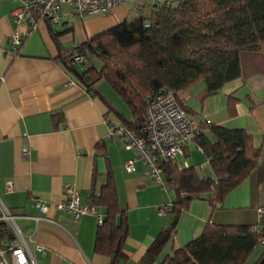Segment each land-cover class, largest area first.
Here are the masks:
<instances>
[{
	"label": "crops",
	"instance_id": "0c3cea01",
	"mask_svg": "<svg viewBox=\"0 0 264 264\" xmlns=\"http://www.w3.org/2000/svg\"><path fill=\"white\" fill-rule=\"evenodd\" d=\"M17 6L15 0H0V201L15 215L18 231L34 251L37 264L110 263L94 252L96 217L89 213L75 219L53 206L64 199L66 186L79 192L82 203H90L91 191L99 193L107 174L113 179L116 202L129 227L123 250L127 258L118 264H139L164 230L171 234L153 264L198 237L208 222L264 227V197L255 193V172L226 196L223 208L212 209L206 200L194 198L175 219L170 212L175 195L162 174L160 182L150 177L134 149L108 136L105 120L123 123L121 117L131 119L129 108L101 80L93 91H86L71 63L67 68L57 58L61 50L77 48L123 22L130 6L118 5L107 14L81 17L62 5L60 23L46 22L34 11V29L23 23L17 26L13 17ZM16 30L22 40L13 45L11 34ZM238 63L240 76L216 94L206 97L201 81L180 92L178 99L197 122L243 129L262 153L264 44L256 51H241ZM230 93L237 100L234 116L227 112ZM128 160H133L131 170L125 165ZM203 160L207 163L190 141L175 163H182V168L199 164L202 173L208 174L210 168L205 173ZM37 199L48 207L47 215L35 206ZM162 207L168 209L164 214L159 213ZM36 246L44 253L35 250ZM250 256L245 264H264V251L259 250L252 261Z\"/></svg>",
	"mask_w": 264,
	"mask_h": 264
},
{
	"label": "trees",
	"instance_id": "16d2710c",
	"mask_svg": "<svg viewBox=\"0 0 264 264\" xmlns=\"http://www.w3.org/2000/svg\"><path fill=\"white\" fill-rule=\"evenodd\" d=\"M264 44V0H166L147 2L139 14L88 39L77 48L60 51L57 58L70 68L75 55L84 57L78 77L86 91L105 81L131 111L121 117L126 129L145 137L146 99L160 92L178 94L204 82L206 97L240 75L239 53L256 51ZM96 61L100 66L97 68ZM228 95L227 109L234 116L237 100ZM190 141L202 151L210 168L199 174L194 165L180 167L176 161L158 160L167 188L173 191L170 212L175 219L194 198L206 200L212 209L223 208L226 196L252 173L264 180L261 149L240 128L197 122ZM189 141V142H190ZM186 145L184 146V150ZM99 193L91 191L89 206L97 208L102 222L97 227L94 252L109 264L126 260L124 245L129 234L124 211L117 201L113 179L107 174ZM175 224V223H174ZM173 224L174 228L175 225ZM9 230L0 221V231ZM261 230L262 232H258ZM171 230L155 237L139 264H153L160 256ZM264 242V227L208 222L198 237L173 248L159 264H245L246 258Z\"/></svg>",
	"mask_w": 264,
	"mask_h": 264
},
{
	"label": "built area",
	"instance_id": "2783aa9c",
	"mask_svg": "<svg viewBox=\"0 0 264 264\" xmlns=\"http://www.w3.org/2000/svg\"><path fill=\"white\" fill-rule=\"evenodd\" d=\"M17 8L13 9V17L18 27L27 24L30 29L37 26L32 16L36 11L46 22L60 23L61 13L59 7L67 5L74 13L83 17L90 14H107L114 7L128 4L131 9L141 10L147 2H163L166 0H15ZM16 30L12 35L13 45H18L22 37ZM82 55L73 56V62L83 63ZM173 93L169 91L160 92L146 99V123L142 127L145 137L136 136L132 131L126 129L123 123L115 122L109 118L105 120L108 124V136L120 141L125 148L135 150L136 157L142 159L147 166L150 177L160 182L161 169L158 160L176 161L183 153L184 146L190 141L197 129V121L185 114L182 107L176 102ZM133 160L126 162L128 170L132 169ZM10 185H7V189ZM64 199L55 203V209L65 211L71 217L77 219L83 214H93L98 225L102 222L100 212L88 204L80 201L79 192L72 187L66 186ZM35 206L46 214L48 207L37 199ZM167 207L159 209L160 214L167 211ZM15 215L11 213L0 201V221L4 222L8 231H0V264H37L36 258L23 238L15 222ZM258 232H262L259 230ZM264 244V242H262ZM35 250L44 253L42 247L36 246Z\"/></svg>",
	"mask_w": 264,
	"mask_h": 264
},
{
	"label": "rangeland",
	"instance_id": "374dc122",
	"mask_svg": "<svg viewBox=\"0 0 264 264\" xmlns=\"http://www.w3.org/2000/svg\"><path fill=\"white\" fill-rule=\"evenodd\" d=\"M124 5H128V4H124ZM128 16L129 17H133V16H135V15H137V14H139V10H136V9H130L129 8V11H128ZM96 66H97V68L100 66V63H99V61H96ZM101 81H103V80H101ZM103 83H105V81H103ZM194 118V117H193ZM195 119V118H194ZM179 160L181 161L182 159L181 158H179ZM260 162L261 163H264V151H262V153H261V157H260ZM202 162V164H201V166H203V168L205 169V173H208L209 172V170H208V164L207 163H205L204 162V160L203 161H201ZM180 166H182V163L180 164ZM196 169H197V171H198V173L199 174H201L202 173V171H201V167H200V165L199 164H196ZM256 173V172H255ZM255 175V174H254ZM257 184V183H256ZM255 185V184H254ZM258 185V186H257ZM257 185H255V189H256V195H257V193H258V195L260 194L261 195V197H264V180H262V181H258V184ZM258 189V190H257ZM259 198V197H258ZM256 223H258V221H256ZM255 223V224H256ZM259 250H261V251H264V246H262V245H259L258 246V248H256V250L253 252V254H251V256H250V261H252V258L254 257V255L259 251ZM156 264V263H155ZM252 264V263H251Z\"/></svg>",
	"mask_w": 264,
	"mask_h": 264
},
{
	"label": "water",
	"instance_id": "95a60500",
	"mask_svg": "<svg viewBox=\"0 0 264 264\" xmlns=\"http://www.w3.org/2000/svg\"><path fill=\"white\" fill-rule=\"evenodd\" d=\"M70 63H71V66H72V70H74V72H75L76 74H78V70L75 69L76 67H75V63L73 62V57L71 58Z\"/></svg>",
	"mask_w": 264,
	"mask_h": 264
}]
</instances>
